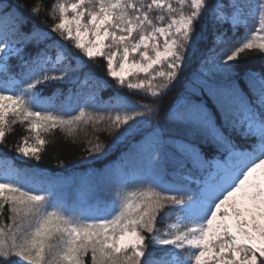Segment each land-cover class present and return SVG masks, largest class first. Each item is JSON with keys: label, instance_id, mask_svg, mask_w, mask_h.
Wrapping results in <instances>:
<instances>
[{"label": "snow or ice", "instance_id": "obj_1", "mask_svg": "<svg viewBox=\"0 0 264 264\" xmlns=\"http://www.w3.org/2000/svg\"><path fill=\"white\" fill-rule=\"evenodd\" d=\"M44 9L49 31L30 26ZM249 19L254 30L229 44V26L247 29ZM0 26V143L19 123L27 135L15 151L25 158L42 159L41 133L74 136L106 123L109 134L128 126L129 135L158 114L159 106L126 98L96 106V91L108 85L85 71V60H102L119 89L158 100L199 54L205 71L195 84L213 101L186 99L165 113L156 127L170 129L168 139L153 129L137 142L145 175L117 184L107 204L69 208L51 182L38 187L34 173L0 164V264H264V70L244 73L251 98L233 79L237 61L264 59V0H0ZM50 81L74 86L72 94L90 81L97 90L78 110H58L61 90H40ZM88 143L89 154L111 147ZM202 145L214 149L212 161Z\"/></svg>", "mask_w": 264, "mask_h": 264}, {"label": "trees", "instance_id": "obj_2", "mask_svg": "<svg viewBox=\"0 0 264 264\" xmlns=\"http://www.w3.org/2000/svg\"><path fill=\"white\" fill-rule=\"evenodd\" d=\"M18 2L30 6L35 0H18ZM44 2L51 4L54 0H44ZM25 15H28V13L25 12ZM29 21L30 26L34 24L43 31H49L52 24L47 9L42 10L41 14L37 16H30ZM255 26H257L256 23L251 19L247 23V29L240 26L233 30L229 26L226 39L231 44L244 36L246 30L249 32L254 30ZM199 29L200 24H197V30ZM51 35L53 39H59L56 34L52 33ZM208 37L210 46L212 37L210 27ZM224 47H227V45H219L217 51ZM69 49L74 56L80 55L71 48V45H69ZM85 63L87 64L85 71L91 72L95 77L106 81L107 89L96 91L97 85L91 81L88 86L76 94L69 92V88L74 86H70L67 82L50 81L40 86V90L43 91L45 96L54 89L61 90L53 97L58 110L61 107L66 110H78L79 105L90 103L91 94L96 91V106L115 104L118 100L126 98L134 104L159 106V112L157 115H153L147 124L130 121V125L137 123V127L129 135H122L128 126H122L121 129L109 134L104 130L107 127L106 123L97 125L96 130H93L90 124L86 128L78 130L74 136H68L59 129L48 134L41 133L48 144L42 152L40 161L25 158L15 151L16 144L21 142V137L27 135V133L19 123L13 125V130L7 134L5 143H0V160L3 163H11L12 167L28 173L29 178L34 173L36 176L34 183L38 187H49L51 182L53 190L69 208H88L97 204H107L114 197V187L117 184L131 187L140 181L146 172V162L136 151L137 142L143 143L152 134L153 129H156L165 140L168 139L167 131L170 129L162 132L156 127L157 121L162 120L165 113L172 116L181 111L186 99H192L193 102L204 101L209 108L213 105L210 97L206 94L204 96L200 95L195 84L196 76L203 74L205 71V68L201 66L199 54L188 61L178 80L174 82V86L163 95L162 99L158 100H152L141 93L129 92L126 87L119 89L115 81L107 77L105 69L97 66L104 64L102 60L96 62L85 60ZM13 64H15V61H13ZM14 70L18 71V69ZM249 70H264V59L256 56L236 62L233 79L238 82L243 92L251 98L252 93L244 79V73ZM25 86L26 83L19 84L17 90ZM112 114L114 115L115 112ZM97 138L105 146L111 145V147H108L103 154H89L84 151L85 148L91 147L88 141L91 140L95 143ZM236 139L241 144L245 143L239 137H236ZM201 147L206 159L212 161L215 156L214 149L210 145L208 147L202 145ZM117 168H119L118 171ZM163 179H171V177L166 176ZM171 222V220H167L159 223L157 227L163 232L166 224ZM86 262L90 264V257L86 258Z\"/></svg>", "mask_w": 264, "mask_h": 264}, {"label": "rangeland", "instance_id": "obj_3", "mask_svg": "<svg viewBox=\"0 0 264 264\" xmlns=\"http://www.w3.org/2000/svg\"><path fill=\"white\" fill-rule=\"evenodd\" d=\"M252 20H253V19H252ZM253 22L256 23L255 20H253ZM0 164H3V163L0 161ZM8 164H9V163H8ZM9 165H10V164H9ZM116 170L118 171L119 168H117Z\"/></svg>", "mask_w": 264, "mask_h": 264}, {"label": "bare ground", "instance_id": "obj_4", "mask_svg": "<svg viewBox=\"0 0 264 264\" xmlns=\"http://www.w3.org/2000/svg\"><path fill=\"white\" fill-rule=\"evenodd\" d=\"M252 20V19H251Z\"/></svg>", "mask_w": 264, "mask_h": 264}]
</instances>
